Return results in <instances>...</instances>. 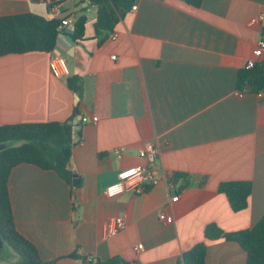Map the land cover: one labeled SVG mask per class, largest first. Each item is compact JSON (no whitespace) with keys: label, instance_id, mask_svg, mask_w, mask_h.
Here are the masks:
<instances>
[{"label":"crops","instance_id":"0c3cea01","mask_svg":"<svg viewBox=\"0 0 264 264\" xmlns=\"http://www.w3.org/2000/svg\"><path fill=\"white\" fill-rule=\"evenodd\" d=\"M135 4L115 26V39L109 35L99 44L90 1L0 0V16L86 17L82 40L70 44L61 30L57 36L67 77L55 78L49 69L57 43L50 53L0 57V125L81 118L69 161L75 187L31 164L10 171L15 227L50 264H83L72 253L93 262L117 257L124 264H183L182 255L198 243L206 246L205 264H246L238 244L206 239L204 230L249 229L264 214V94L236 84L264 39V20L247 26L264 15V0ZM258 62L264 63V53ZM70 77L80 79V93L68 88ZM147 143L158 149L156 185L107 198L104 191L120 170L146 165L139 151ZM229 181L251 184L241 211L219 191ZM160 212L173 222H160ZM119 216L124 228L110 235Z\"/></svg>","mask_w":264,"mask_h":264},{"label":"trees","instance_id":"16d2710c","mask_svg":"<svg viewBox=\"0 0 264 264\" xmlns=\"http://www.w3.org/2000/svg\"><path fill=\"white\" fill-rule=\"evenodd\" d=\"M198 7L201 0H186ZM134 0H90L96 6L94 36L101 44L113 32L118 21L131 8ZM61 21L45 19L32 13L0 16V57L27 52L50 53L54 50ZM86 17L75 19L71 35L76 42L84 36ZM264 34V28H263ZM237 88L258 93L264 90V63L258 62L251 69H241L237 74ZM70 90L80 93L82 83L77 77L67 79ZM77 111L74 112V115ZM72 119L64 123H29L0 125V239L5 249L13 253L17 260L14 264H50L44 262L35 248L16 229L12 213L8 177L15 166L26 163L42 170H52L71 186L73 173L69 170L72 146ZM175 175L174 182L179 178ZM248 181H229L219 185L234 212L246 208L251 193ZM204 237L209 240L223 238L238 244L246 254V264H264V214L257 223L244 230L222 232L215 225H207ZM206 246L198 243L182 255L183 264H205ZM70 258L79 259L83 264H124L117 257L104 261L91 259L72 253Z\"/></svg>","mask_w":264,"mask_h":264},{"label":"built area","instance_id":"2783aa9c","mask_svg":"<svg viewBox=\"0 0 264 264\" xmlns=\"http://www.w3.org/2000/svg\"><path fill=\"white\" fill-rule=\"evenodd\" d=\"M89 2L90 0H85ZM137 5L131 7L132 11H135ZM264 15H260L257 19H252L247 23L248 27L254 26L258 21H263ZM75 19H66L61 21L58 29L62 31V28H68L74 26ZM111 39H115L116 34L113 32L110 34ZM264 53V39H259L256 43L253 51L252 58L247 60L244 69H251L255 66L258 60ZM115 58L114 56L112 57ZM49 69L53 77L62 78L69 76V69L65 59L62 56L56 55L49 61ZM259 95L264 94V90L258 92ZM241 96V94H238ZM84 123L88 122L86 118L82 119ZM96 121V119H92ZM114 152L119 155L120 149H114ZM139 157L144 159L146 162L145 166H136L125 168L119 171L117 174V180L106 187L104 193L107 198H115L124 193L127 190H131L135 194H142L146 188L152 187L157 183L155 165L158 163V149L151 143H147L143 149L139 151ZM178 199V196L170 198V202L174 203ZM158 219L163 224H170L173 222V218L166 212H160ZM124 219L122 216L113 219L112 223L108 227V233L110 235L116 234L124 228ZM142 245H138L134 248L135 251H140Z\"/></svg>","mask_w":264,"mask_h":264},{"label":"water","instance_id":"95a60500","mask_svg":"<svg viewBox=\"0 0 264 264\" xmlns=\"http://www.w3.org/2000/svg\"><path fill=\"white\" fill-rule=\"evenodd\" d=\"M87 3H84V6H87ZM68 34L67 36V41L72 44V38L71 35L74 31V27L72 26L70 29L66 30V28L64 30H62V32H65ZM56 55L61 56L63 54V44L60 40V38L57 39V50L55 52ZM81 121V118H77L72 122V129H73V136H72V145H74L77 141L78 138V130H79V123ZM5 148L4 144H0V151L3 150ZM78 184V178L76 175H73L72 177V182L71 185L73 187H75ZM5 248L4 245L0 239V258L2 257V254L4 253Z\"/></svg>","mask_w":264,"mask_h":264},{"label":"rangeland","instance_id":"374dc122","mask_svg":"<svg viewBox=\"0 0 264 264\" xmlns=\"http://www.w3.org/2000/svg\"><path fill=\"white\" fill-rule=\"evenodd\" d=\"M17 257L11 253L8 249H5L2 257L0 258V264H14Z\"/></svg>","mask_w":264,"mask_h":264}]
</instances>
